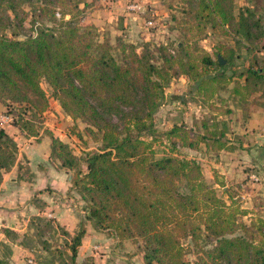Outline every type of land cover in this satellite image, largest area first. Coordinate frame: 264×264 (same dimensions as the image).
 <instances>
[{
  "label": "trees",
  "instance_id": "1",
  "mask_svg": "<svg viewBox=\"0 0 264 264\" xmlns=\"http://www.w3.org/2000/svg\"><path fill=\"white\" fill-rule=\"evenodd\" d=\"M234 1L197 0L195 26L179 28L186 43L179 41L175 54L167 45H158L155 51L160 64L149 50L138 52L126 42L119 46L121 57H116L109 40L96 41L92 27H80L73 20L53 16V26H37L35 34L23 39L6 34L10 14L0 23V103L6 111L10 106L25 105L23 111L15 112L11 123L26 136L39 135L34 119L25 117L24 110L30 106L43 113L48 109L49 95L42 86L45 80L65 114L100 133L101 149L82 158L51 130H45L51 139V158L74 171L71 188L85 202L77 211L80 221L74 234L61 228L72 240L69 247L74 264L87 232L86 222L97 230L114 231L120 240L143 239L144 264H191L185 258L188 251L181 235L190 239L197 252L202 251L198 264H264V220L256 230L236 224L224 201L202 183L201 163L178 151L180 146L197 150L200 143L216 152L233 150L235 146L226 139V127L221 128L214 117L203 118L195 134L194 126L175 121L162 132L172 153L160 158L148 152L150 143L145 139L156 135L154 115L173 78L187 77L195 83L196 95L205 101L227 90L232 81L234 94L264 92V60L260 62L255 55L264 49V0H247L251 6L241 8L238 15ZM2 2H7L8 10L16 16L20 3ZM45 15L43 12L42 18ZM209 27L215 33L221 27L222 34L244 44L253 52L257 67H245L241 62L234 70L239 55L233 46L224 45L214 54L197 45L188 46L189 40L205 34ZM219 54L225 64L219 63ZM235 76L245 77V84L233 80ZM17 159L16 140L0 126V184L3 173ZM193 213H200L199 223L192 220ZM30 221L36 233L54 228V220L45 216L33 215ZM239 229L244 232H237ZM1 230L8 238L18 236L13 228ZM28 236L31 233L25 238ZM206 245L212 247L205 249Z\"/></svg>",
  "mask_w": 264,
  "mask_h": 264
},
{
  "label": "rangeland",
  "instance_id": "2",
  "mask_svg": "<svg viewBox=\"0 0 264 264\" xmlns=\"http://www.w3.org/2000/svg\"><path fill=\"white\" fill-rule=\"evenodd\" d=\"M15 1L20 3L16 16L12 11L8 10L7 2H2L0 4V23L8 19V14L12 17L6 29V34L11 37L23 39L29 35L35 34L37 26H53L54 23L51 18L55 16L58 20H62L63 18L73 20V22L80 27H92L93 32L96 34L95 40L100 42L104 39L109 40L113 45V53L118 58L122 55L119 46L122 42H126L135 45L138 52L144 49L149 50L151 54L155 56V61H157L158 64L161 63V60L158 58L155 51L156 47L160 44L167 45L171 53L175 54V52H177L178 42L184 41L186 43L185 33L179 28L184 29L189 26H195L196 24L194 16L197 0H155V3H152L153 0L149 2L146 0H132V2H138L143 5V14L140 12L138 13L141 20L148 19V17L151 16H154L156 20V28L149 34H144V30L141 29L142 27L140 30L131 33L121 22L119 23V19H115L116 21L114 22L107 21L104 24L97 25V9H102L103 4L106 3L101 0H62V4H64L65 7H62L61 4L59 5V2L61 3L60 0ZM234 2V12L236 15H238L241 8L251 6L247 0H235ZM75 4H77V8L74 7ZM43 12L47 13V15L42 18L41 15ZM65 12L67 13L66 16L64 14ZM121 18L123 20L124 17ZM108 22L110 24H108ZM221 29V27H218V31L214 34L212 28L209 27L205 34L194 36L189 40L190 43H188V46L193 48V46L197 45L198 47L204 48L203 46L209 47L214 42V46L210 50L213 54L223 49L224 45L233 46L237 49L236 53L239 55L236 61L237 63H234L236 68L234 70H237L239 69L238 62H242L244 65L246 61L252 57L253 52H248L244 44L238 45L235 39L232 38V35L222 34ZM188 33L191 32L188 31ZM205 39L206 41H204ZM215 47L216 49H214ZM242 68L244 67L242 66L241 69ZM182 77L183 79L180 80L179 78H173L165 87V96L162 98V105L154 115V124L157 130L156 135L154 137L145 136L146 141L150 143L148 152L153 153L155 158H160L172 153L171 145L162 132L170 129L175 121H183L187 126H194L193 131H196L195 134L199 131V126L203 118L214 117L213 120L216 119L214 122H217L221 128L223 127L221 122L223 118L220 117L221 110H219L223 108L222 105L224 102L222 101H215L220 103L221 107H219V109H215L214 107L213 109L209 107L211 103L209 105L200 95L196 96L191 93V95L185 97L187 102L190 101V104H184L183 106L181 103H173L174 101H179V95L183 90H191L195 86V83L192 81H186L187 79L185 76ZM42 86L49 95L50 106L47 110L54 113L50 115L52 120L55 121L53 123H62L64 127L63 130L66 133L64 138L73 153L79 157L85 158L87 154L99 151L102 147L100 133L93 127H91L93 131L89 130V125L82 120L71 118L69 115L65 114L59 101L51 95L52 89L45 80H42ZM163 104L165 105L163 106ZM199 104L204 105L203 107L206 108V113H203V110L198 106ZM24 107L25 105L23 108H17L15 105L10 106L7 108L8 111L6 112H8V114L10 113L12 118H15V112L20 113L23 111ZM47 110L45 112L43 111V113H36L30 106L24 110L25 117L34 119L33 122L36 129L39 130V134H45V130H51L49 126L46 125L47 119L49 121V113H47ZM60 110L62 113L59 112ZM35 113L36 117H32ZM13 120L14 119H12V121ZM211 124H213V122H211ZM4 125L7 127V124ZM211 127H213V125ZM156 136L158 139L153 140ZM232 146L241 147L242 144L236 141ZM251 146V142L247 141V146L241 148L242 151H240L239 155L235 158L230 159V161H228L229 164H224L227 161L226 158H221L218 152L207 148L204 143H200V147L197 150L180 146L178 151L180 155L187 156L188 159H196L201 163L202 183L207 186V190H213L217 197L224 201V208L227 214L233 215L236 224H245L248 228H255L254 230H256L261 222L260 220H264V206L262 203L264 201H262V197L258 195L256 187L258 185L256 181L251 178V174L262 175L263 169L261 168L264 167V161L262 165L258 162L257 166L250 163L249 157L247 156V151L249 149L246 150V148H253ZM20 162H23V167L27 166L23 158ZM48 162L54 169L62 167L55 159H50ZM225 165L229 167V171H226V173L223 169ZM81 167L83 171H86V163L84 160L81 162ZM73 172L74 171L71 170L67 173L66 180ZM239 172H243L241 175L242 177L237 175ZM252 177L256 178L254 175ZM55 197L58 202H63L62 197L59 195ZM71 203H76L77 206L81 208L85 206V202L80 199L78 193L73 194ZM38 205L45 209L42 203L39 202ZM259 208H262V210ZM75 211V216L78 218L77 211L79 210ZM79 214L80 216L83 215V213ZM199 214L200 213H193L191 217L192 220L199 223ZM23 216L24 220L21 218L18 219L17 227L13 228L18 234L16 238L6 237L1 230L4 226H0V260L2 262L0 264H74L70 257L71 249L69 247L72 240L61 231V228L68 230L67 226L70 225L69 223L65 225L60 223L55 217L41 215L54 220V228L45 229L36 233V229L31 228L30 225V220L33 215L27 213ZM79 221L80 218H78L77 227ZM87 223L88 222H86V224ZM57 224L60 227H57ZM9 227L11 228V226ZM75 230H73V232L68 231L73 235ZM107 231L108 230L99 229H94L92 231L91 237L88 239L91 241H86L84 247L81 248V245L78 249V254L75 258L76 264H130L131 262H133L132 264H143L140 258L136 256L137 253L139 254V251L142 253L141 246L143 239L137 238L132 240L127 238L120 240L114 235V231ZM27 232L31 233V236L25 238ZM237 232H244V230L239 229ZM104 234H106V238ZM181 236V242L188 251L185 258L188 259L191 264H198V256L202 255V251L197 252L190 239L183 235ZM203 243L204 242L200 240V244ZM119 244H123V246ZM95 245L98 246V249L94 248ZM211 247L212 245L204 246L205 249ZM119 253L127 254L133 259L130 261L127 258H122L120 255H117Z\"/></svg>",
  "mask_w": 264,
  "mask_h": 264
},
{
  "label": "crops",
  "instance_id": "3",
  "mask_svg": "<svg viewBox=\"0 0 264 264\" xmlns=\"http://www.w3.org/2000/svg\"><path fill=\"white\" fill-rule=\"evenodd\" d=\"M101 1L106 3L103 4L102 9H97V25L104 24L107 21L114 22L119 19V23L121 22L131 33L140 30L142 20L138 13L132 12L127 8V5L132 3V0ZM146 1L149 2L150 0ZM155 2V0L152 1V3ZM121 17H124L123 20ZM108 24L110 23L108 22ZM213 33L215 34L214 31ZM204 41H206V39ZM213 46L214 42L209 46L210 49L207 46L203 47L212 53L210 50ZM214 49H216V47ZM255 55L260 59V62L264 60V49L256 51ZM252 57L246 61L245 67H257L256 63L252 60ZM241 72L242 71H240L239 74ZM180 79H183V77L181 76L179 80ZM186 79V81L190 82L187 77ZM235 79L240 80L241 84H245V77L239 78L235 76L233 77V80ZM233 86L234 81L228 85L227 90L216 93L209 101H206L209 105L211 103L209 107L213 109L214 107L215 109L221 107V104L215 101L224 102L222 105L223 108L219 110H221L220 117L223 118L221 121L222 126L226 127L227 142L228 144L233 145L238 141L243 146L234 147L233 150L222 149L218 151V155L221 158H226L227 161L224 164H227L230 159L239 155V152L242 151L241 148L246 147L247 141H250L252 145L251 147L253 148H246V150L249 149L247 151L249 161L254 166H257L258 162L262 165V162L264 161V135L262 134V129L264 128V92L257 90L251 94H234L232 92ZM191 93H193L192 95H196L195 86L191 90H183L179 95V101H174L173 103H181L183 106L184 104H190V101H185V97L191 95ZM164 105L165 104H163V106ZM198 106L203 110V113L207 112L206 108L203 107V104H199ZM5 111L6 107L0 103V113H4ZM59 112L62 113L61 110ZM47 113H49V121L47 119L46 125L49 126V129L52 130L56 137H59L66 142L64 138L66 133L63 130L64 127L62 126V123H53L55 121L52 120L50 115L54 113L50 110H47ZM4 128L14 137L16 142H18L19 153L16 164L9 171L3 173V180L0 184V226L3 225L4 227L11 226V228H16L18 219L21 218L24 220L23 215H26L27 213L30 215H47L51 212L60 223L65 225L69 223L70 225L67 226V229L70 232H73V230L77 228L78 221V218L75 216V210H80L81 207H78L76 203H71L72 196L76 193L71 188L70 180L72 175L70 174L66 180V175L69 171L62 167L54 169L48 162L52 159L50 156V137L43 133H40L37 137L26 136L12 123L7 124V127L4 126ZM22 158L27 163V166L25 167L22 166L23 162H20ZM228 168L227 165L223 166L225 173L226 171H229ZM261 169H263L262 175L259 174L261 177L257 174H251V178L256 181L258 185L256 186L258 195L261 196V200L264 201V167ZM242 174L243 172L237 173L239 176ZM253 175L256 176V178H253ZM56 195L62 197L63 202H58L55 199ZM39 202L45 206H43L45 209L38 205ZM262 203L264 206V202ZM259 209L262 210V208ZM86 228L87 232L82 240L83 243L81 248L84 247L86 241H89L88 239L91 237L92 231L94 230L91 222L87 223ZM104 237L106 238V234H104ZM123 244L121 245L123 246ZM137 254L136 256L139 257L140 261L144 264L143 253L139 251V254ZM117 255H120L122 258H127L130 261L133 259L127 254L119 253ZM132 263L133 262L130 264Z\"/></svg>",
  "mask_w": 264,
  "mask_h": 264
},
{
  "label": "built area",
  "instance_id": "4",
  "mask_svg": "<svg viewBox=\"0 0 264 264\" xmlns=\"http://www.w3.org/2000/svg\"><path fill=\"white\" fill-rule=\"evenodd\" d=\"M143 5L138 2H132L127 5L128 10L136 13L143 14L142 10ZM143 23L141 25L142 29L144 30V34L152 33V31L156 28V20L154 16L148 17V19H142ZM12 116L7 113H0V126L4 127V124H9L12 122ZM262 134L264 135V128L262 129ZM48 216L54 217L53 214L50 212L47 214ZM95 249H98V246H94Z\"/></svg>",
  "mask_w": 264,
  "mask_h": 264
},
{
  "label": "water",
  "instance_id": "5",
  "mask_svg": "<svg viewBox=\"0 0 264 264\" xmlns=\"http://www.w3.org/2000/svg\"><path fill=\"white\" fill-rule=\"evenodd\" d=\"M218 61H219L220 64H225L226 63V59L223 58V56L220 55V54L218 55Z\"/></svg>",
  "mask_w": 264,
  "mask_h": 264
}]
</instances>
